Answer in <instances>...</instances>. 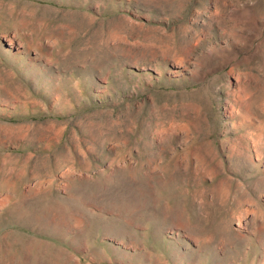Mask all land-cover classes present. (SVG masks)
I'll return each instance as SVG.
<instances>
[{
	"label": "rangeland",
	"instance_id": "rangeland-1",
	"mask_svg": "<svg viewBox=\"0 0 264 264\" xmlns=\"http://www.w3.org/2000/svg\"><path fill=\"white\" fill-rule=\"evenodd\" d=\"M0 264H264V0H0Z\"/></svg>",
	"mask_w": 264,
	"mask_h": 264
}]
</instances>
